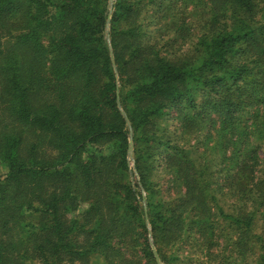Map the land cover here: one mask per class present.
Here are the masks:
<instances>
[{
	"label": "trees",
	"instance_id": "obj_1",
	"mask_svg": "<svg viewBox=\"0 0 264 264\" xmlns=\"http://www.w3.org/2000/svg\"><path fill=\"white\" fill-rule=\"evenodd\" d=\"M262 1L0 0V264H264Z\"/></svg>",
	"mask_w": 264,
	"mask_h": 264
},
{
	"label": "rangeland",
	"instance_id": "obj_2",
	"mask_svg": "<svg viewBox=\"0 0 264 264\" xmlns=\"http://www.w3.org/2000/svg\"><path fill=\"white\" fill-rule=\"evenodd\" d=\"M262 5H264V0L261 3ZM264 13V11H263ZM192 84L189 83V86H191ZM176 112L173 111H169V113L167 114L166 121L164 122L166 127L169 125L170 128V124H172L175 120L173 119V117L175 116ZM168 132V131H167ZM200 134V133H199ZM198 133L197 135H194L189 144H197L198 143ZM198 146V145H195ZM199 147V146H198ZM4 167H0V173H2L4 171ZM157 176L156 178L158 179V181H160L162 183V186L165 188L166 187V178L167 175L164 173H160V171H157ZM169 190V193L171 192H177V188H173V187H168L167 188ZM184 249H188L187 246L181 249V251H178V256H179V261L177 262L178 264H208L207 260H206V256L202 255V253L199 252H189L188 249V253L184 252ZM90 264H104L102 258H100L99 256H92L89 260ZM30 264H40V261L38 260H33L32 262H30Z\"/></svg>",
	"mask_w": 264,
	"mask_h": 264
},
{
	"label": "water",
	"instance_id": "obj_3",
	"mask_svg": "<svg viewBox=\"0 0 264 264\" xmlns=\"http://www.w3.org/2000/svg\"><path fill=\"white\" fill-rule=\"evenodd\" d=\"M111 3H112V0H110V5H111ZM118 98V97H117ZM117 103H118V105H119V100L117 99ZM123 113V115H124V112H122ZM132 151H133V145H132V139H131V136H130V140H129V146H128V156H129V159L130 160H133V158H132ZM151 246H152V250H153V253H154V256H155V258H156V261H157V263L158 264H161V262H160V260H159V257H158V254H157V252H156V249H155V247L151 244Z\"/></svg>",
	"mask_w": 264,
	"mask_h": 264
}]
</instances>
